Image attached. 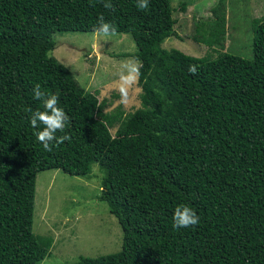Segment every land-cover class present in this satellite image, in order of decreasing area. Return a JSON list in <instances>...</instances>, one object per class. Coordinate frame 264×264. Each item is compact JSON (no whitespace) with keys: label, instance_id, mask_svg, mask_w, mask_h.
I'll list each match as a JSON object with an SVG mask.
<instances>
[{"label":"trees","instance_id":"16d2710c","mask_svg":"<svg viewBox=\"0 0 264 264\" xmlns=\"http://www.w3.org/2000/svg\"><path fill=\"white\" fill-rule=\"evenodd\" d=\"M175 9L172 0H149L147 10L137 0H0V264L51 254L52 237L33 231L37 174L88 176L94 163L122 249L75 264H264V15L251 22V56L217 51L227 31L219 0L196 37L217 54L199 57L163 46L180 38ZM101 15L136 42L142 91L132 112L107 110L52 54L57 32H95ZM36 84L58 93L69 117L71 140L50 152L30 122L44 110ZM179 204L195 210L196 226H173Z\"/></svg>","mask_w":264,"mask_h":264},{"label":"rangeland","instance_id":"374dc122","mask_svg":"<svg viewBox=\"0 0 264 264\" xmlns=\"http://www.w3.org/2000/svg\"><path fill=\"white\" fill-rule=\"evenodd\" d=\"M188 2L186 10L181 2ZM219 0H172L177 19L175 32L163 46L202 57L210 48L196 37L208 30V20L217 17L212 8ZM227 31L225 48L244 57L252 55L251 22L264 15V0H224ZM130 33L98 36L95 32H57L52 54L68 66L88 90L107 98V110L121 105L125 112L141 106L138 74L130 80L126 65L137 64ZM214 57V56H213ZM116 94V95H115ZM113 133L116 127L111 129ZM104 172L94 163L90 175L78 176L60 169L37 174L33 231L52 237L51 254L38 264H75L80 256L98 257L122 249L123 229L106 202L99 199Z\"/></svg>","mask_w":264,"mask_h":264},{"label":"clouds","instance_id":"9594fccd","mask_svg":"<svg viewBox=\"0 0 264 264\" xmlns=\"http://www.w3.org/2000/svg\"><path fill=\"white\" fill-rule=\"evenodd\" d=\"M149 0H137V7L141 10H147ZM106 8H110V4H105ZM98 27L95 29V33L98 36H109L115 34V26L105 21V18L101 15L98 18ZM129 75L123 77L125 81L130 80L134 74L139 73L140 65L132 64L126 65ZM189 71L195 74L197 72V66L190 65ZM34 99L40 100L43 103L44 110L35 111L30 118L31 126L36 129L34 135L38 142L43 145L44 150L52 151L53 143L58 146L65 141H70L71 136L65 133L67 121L69 120L65 110L59 107V94H48L41 90V86L36 84L33 88ZM44 127L40 129V125ZM65 133L57 137V133ZM199 223V216L194 209L186 204H179L176 206L173 214V226L175 228H189L196 226Z\"/></svg>","mask_w":264,"mask_h":264}]
</instances>
